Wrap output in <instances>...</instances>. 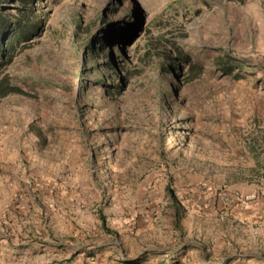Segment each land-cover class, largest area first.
Masks as SVG:
<instances>
[{
    "label": "rangeland",
    "instance_id": "rangeland-1",
    "mask_svg": "<svg viewBox=\"0 0 264 264\" xmlns=\"http://www.w3.org/2000/svg\"><path fill=\"white\" fill-rule=\"evenodd\" d=\"M0 20V264H264V0Z\"/></svg>",
    "mask_w": 264,
    "mask_h": 264
},
{
    "label": "trees",
    "instance_id": "trees-1",
    "mask_svg": "<svg viewBox=\"0 0 264 264\" xmlns=\"http://www.w3.org/2000/svg\"><path fill=\"white\" fill-rule=\"evenodd\" d=\"M4 24V21L3 20H0V34H2V32H3V30H4V28H3V25ZM0 52L1 53H3V46H2V44H1V42H0ZM111 65V66H113V63H107V64H104V66L105 67H107V65ZM110 66V67H111ZM112 68V67H111ZM170 193L172 194L173 192L172 191H170ZM171 194H170V197H171ZM172 202H173V204H172V207L175 209V212H176V221H179L180 220V215L178 214V211H179V208H178V202H176L175 201V199H174V197H173V195H172ZM101 220H102V225H103V228H104V230H106L108 233H113V232H111L108 228H107V226H106V221H105V218L103 217V216H101ZM232 263V261L230 260V262L229 263H227V264H231Z\"/></svg>",
    "mask_w": 264,
    "mask_h": 264
},
{
    "label": "built area",
    "instance_id": "built-area-1",
    "mask_svg": "<svg viewBox=\"0 0 264 264\" xmlns=\"http://www.w3.org/2000/svg\"><path fill=\"white\" fill-rule=\"evenodd\" d=\"M248 197H246V198H244V197H242L241 199H240V202H242V203H246L247 201H248Z\"/></svg>",
    "mask_w": 264,
    "mask_h": 264
}]
</instances>
